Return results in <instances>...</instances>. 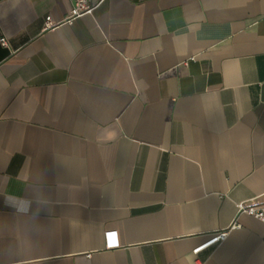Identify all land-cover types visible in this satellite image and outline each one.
<instances>
[{
    "label": "crops",
    "instance_id": "crops-1",
    "mask_svg": "<svg viewBox=\"0 0 264 264\" xmlns=\"http://www.w3.org/2000/svg\"><path fill=\"white\" fill-rule=\"evenodd\" d=\"M91 3L0 0V264H264V0Z\"/></svg>",
    "mask_w": 264,
    "mask_h": 264
},
{
    "label": "built area",
    "instance_id": "built-area-1",
    "mask_svg": "<svg viewBox=\"0 0 264 264\" xmlns=\"http://www.w3.org/2000/svg\"><path fill=\"white\" fill-rule=\"evenodd\" d=\"M73 1H74V5H73L72 12H71L72 17H78V16H81L82 14L91 12L93 8L91 0H73ZM53 25L54 23L51 17H47L45 20V28H50ZM3 44L6 45V42L4 41ZM240 215L249 216L264 224V203L256 201V200H252L250 202L238 204L237 205V216H240ZM235 227L237 226H235L234 224L233 228ZM227 235L228 233L226 232L219 234L218 236L214 237L206 244L195 249L194 254L197 255L203 250L221 243L222 241L226 239Z\"/></svg>",
    "mask_w": 264,
    "mask_h": 264
},
{
    "label": "snow or ice",
    "instance_id": "snow-or-ice-1",
    "mask_svg": "<svg viewBox=\"0 0 264 264\" xmlns=\"http://www.w3.org/2000/svg\"><path fill=\"white\" fill-rule=\"evenodd\" d=\"M114 242V241H113Z\"/></svg>",
    "mask_w": 264,
    "mask_h": 264
}]
</instances>
